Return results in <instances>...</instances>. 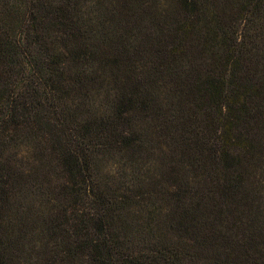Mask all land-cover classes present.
Listing matches in <instances>:
<instances>
[{
	"label": "trees",
	"instance_id": "1",
	"mask_svg": "<svg viewBox=\"0 0 264 264\" xmlns=\"http://www.w3.org/2000/svg\"><path fill=\"white\" fill-rule=\"evenodd\" d=\"M0 264H264V0H0Z\"/></svg>",
	"mask_w": 264,
	"mask_h": 264
},
{
	"label": "rangeland",
	"instance_id": "2",
	"mask_svg": "<svg viewBox=\"0 0 264 264\" xmlns=\"http://www.w3.org/2000/svg\"><path fill=\"white\" fill-rule=\"evenodd\" d=\"M226 4V1H225ZM110 90L106 87L105 89L103 88L100 91L99 94V103L101 106L107 105L109 107L110 105V100L112 99L113 95V87L112 85H109ZM95 103H97V99H95ZM110 108V107H109ZM166 148L163 147L161 148V151H165ZM162 152L158 154L156 152L149 158H143L142 161L143 163H146L143 165L144 167H149V169H144V170H154L156 173L160 171V168L163 166V162L161 161L162 159ZM130 161L129 158H127L125 155H122L120 158L119 156L113 155V156H108L106 157L103 162H102V174L103 176L107 179L108 183L111 186H118L117 179H122L123 181L125 180H130L132 177V167L130 166ZM153 167V168H152ZM144 173V172H143ZM145 174V173H144ZM172 180H166L164 181V185H169L171 186ZM156 206H164L165 204L163 203H156Z\"/></svg>",
	"mask_w": 264,
	"mask_h": 264
}]
</instances>
